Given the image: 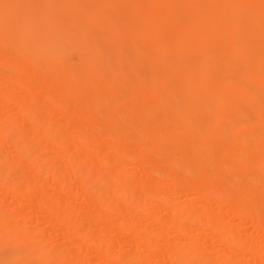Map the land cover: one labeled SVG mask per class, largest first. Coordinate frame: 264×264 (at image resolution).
Segmentation results:
<instances>
[{
    "label": "rangeland",
    "instance_id": "rangeland-1",
    "mask_svg": "<svg viewBox=\"0 0 264 264\" xmlns=\"http://www.w3.org/2000/svg\"><path fill=\"white\" fill-rule=\"evenodd\" d=\"M76 1L79 3V0H76ZM113 1H114V3H117L120 0H113ZM125 1L127 2L128 6H131V7L138 6L140 8L138 11V19H141L140 21H141L142 28L147 29V31H149L147 34L144 46L138 47L139 49L137 48V46H135L136 47L135 48L134 42H135L136 35L135 36L129 35L130 37H128L125 34V32L123 31L124 30L123 26H121L120 28L117 27L116 30L118 29L117 30L118 39L115 42H113L112 45L115 48L120 50V56H119V59L117 62L125 66V68H126V70H125L126 72H124L125 75L122 74V76H120V78L118 80L117 86L112 87L110 90H106V89L102 90V89H95V88H92L90 90L89 87H87V85H85L88 80L83 79V81L81 80L80 82L76 83V85L74 86L75 91H74V88H73V91H72V89L68 90V93H67L68 95H67V99H66L67 102H64L63 104L57 99L56 96L58 93L64 92L65 86H66L65 80L70 78L71 73L69 74V72H66V74H63L62 78L55 80L54 78L56 77L57 73L54 71H51V70L46 71V69H45L48 65V59L46 57L39 56L36 60H34V59H32L33 58V52L31 49L19 50V48H20L19 44L22 41L30 40L32 42V44L35 43L36 46L41 45L40 42L44 41L46 39H49L48 34L52 33V31L50 29L44 30L41 25H35V26L31 27L30 26L31 25L30 20L26 21L20 16L19 13H16V15L11 17V22H12L11 24L14 26V29L18 33V35L15 36L17 39L16 43L11 44L12 45L11 46L5 42H1L2 40L0 38V56H2V58H0V73H1L0 74V80H1L0 81V121H1L0 124L2 123L1 125L4 124V126H5L6 121H9L11 118H14V117H15L14 121L16 122V124L13 126L14 136L11 138H7V137L4 138L3 137L2 138L3 140L0 139V152L1 151L5 152V153L1 152L0 156H2V155L6 156L7 155L6 159H8V161H6L5 163L0 164V176H2V175L4 176L5 169H8L9 166L11 164H13L18 169V171L21 172L20 175L24 174V175H27L29 177L30 176H33V177L36 176L37 179L41 178L40 180L36 179L38 184L33 185V190H35L36 193L39 192L40 190L44 191L45 196L49 194V187L48 186L50 184V180L56 181V183H58L57 189H56V196L60 201V206H61L60 212L62 210L61 213H63L64 204L66 205V203L68 204L71 202V208L69 210L71 211V215H72V213L74 214L73 216H71L70 218H68L67 220H64V221L62 218H60L59 215H58L59 217H57L54 220L49 216V212H48L49 208L48 207L45 208V206H44L42 208H40V207L38 208L37 203L35 202V199L23 201V200H20L18 195H17V197L16 196H9V197L8 196L7 197L2 196L1 194H2V192H4V188L2 186H0V198H1L0 200L3 203L5 202L4 205H6V204L8 205V206H6V211H5L6 213L5 214H8L10 216H14L15 218H21L20 221L23 222V224H25L27 222L26 227L29 225L28 226L29 231H30L29 233H31L29 236H31V237L23 238L22 240H19V242L21 241V243H22V244L20 243L19 245H22V247L25 248V249L23 248L24 250H26V248H29V250L30 249L32 250V248L36 249L35 243H32L33 241H31V240L34 239V236H36L35 238H37V240H38V238L40 239V238H43V236H44L43 241H45L44 244L46 247L45 253H44V248H43L42 249L43 252L41 251V253L38 255V257L33 255L34 257L32 256L33 258H31V257L27 258L25 260V263L34 264L36 262H41V260H42V262H41L42 264L43 263L44 264H56V263L57 264H70L69 260H71V259H72L71 262H73L74 264H83V262H84V264H102V263L105 264V263H107L108 261L106 262L105 260H108V259L106 258L105 255L106 254L109 255L110 253L107 252L106 246H104V249H106V250L103 249V251H104V252L102 251L103 253L99 252L97 250L98 249V236L102 233L101 228H100L101 227L100 226L101 220L98 216L100 214L104 213V212H102L103 208H98V209L96 208L97 210H95V211L93 210L94 211L93 215L91 214L92 212H90V210H89L90 204H92V202L96 203L95 198L97 197V194L94 193L93 190H91L92 191L91 192L90 189H93V185L104 186L106 183V187L110 186V187H108V189L110 188L109 189L110 195L113 194L112 196H115V197H113V199H111L112 202L114 200L117 201V202H114V203H117L116 204L117 207H118V205L122 204L123 206L120 205L119 207H124V209L125 208L127 209V211L125 210L126 213L129 212V216L132 217L130 220L133 219V222H135V223L137 221V225L139 227L136 225V231L141 233L139 235L140 236L141 235L142 236L148 235L150 237H153L157 242L159 241L158 242L159 245L156 248H150L145 240H144V243H142L143 253H144L143 255H145V256H143L144 258H142V260L144 261L143 262L144 264H181L182 263V261H181L182 257L184 255L188 254L189 252H191L190 250H193V248H192L193 244L192 243L196 242V241L199 243L198 249H197L198 254H197V256L191 255V260L189 262L190 264H198V261L203 262V260H204V262H206L205 264H218L219 261H220L219 264H222L223 262H224L223 264H235L237 262L241 263V264H261L262 261H263L262 263L264 264V259H263L264 258V255H263L264 254V181H263L264 171H263V168L261 166L262 164L260 163V161H258L260 159V157L262 156V152L264 151V150H262V148L264 147V135H263L264 134V120L262 121V116L264 119V98L262 100H260V101H263L262 102L263 105L261 104L262 107L260 105H258V102L261 103L259 100L257 102L255 99H252L251 97H246V98L244 97V98H242L243 100L241 102L242 108L251 107V106H249V103H250V105H253L254 108L258 109V113L260 115L261 122L258 125L257 134L255 136H258V138L260 140L256 139L255 136L251 135L249 132V129L247 127L243 126L244 125L243 121L236 115V111H237L236 108L229 107L224 101H218L217 102L218 106L221 108H225L226 112H224V114L222 116L218 117L216 125L214 127L191 126L189 128V132H190L189 136L186 134L181 135L180 143L178 145L173 142V144L176 146L175 147L172 144V138H174L175 136L178 135L179 129L175 126H172V124H170L171 121L169 120V118L171 117L170 119L173 122L174 121L185 122V121H187V119H191L194 124H197V123L201 124L202 122H204L211 113L209 110L204 108L205 105L202 103H204L205 100L207 99L206 98V97H208L207 93L211 92L213 89V84L215 82V75H214V73H210V74L206 75V79L208 82V87H207L208 89L203 91V92L201 91V92H198V94H197L196 91H194V90H196L195 83L190 86L193 93L187 94V96L183 99V102L187 106L194 108L193 112L186 113V111H179V113H178L179 115H177L178 110L176 109L177 106L179 105L178 99H177V101L174 100L169 105H166V103L164 101V99H167L170 96L169 88L167 86H162L161 90L158 94H153L152 88H150V84H146L151 79V77H153L160 69H167L168 72H170V74H172V76H174V79L176 80L175 89L177 87V89L181 92L185 90V88L183 87L182 81L184 80L183 77L185 78L186 76H188L189 71L187 69H183V68L178 67V65L173 61V60H175V56L178 55V53L181 51V47H176V46L172 45L173 35L180 32L181 28H183V26L187 24V19L189 17L197 14V13H200L202 8H204V15H203L204 19H206L207 21L209 20V22L212 24V26L218 25L222 20H224V17L218 16L219 15L218 13L220 11V2L225 3L227 0H193L192 3L188 4V5H186V3H185L186 0H180L179 7H177L179 1L171 2L170 0H166V1L165 0L164 1L159 0V2H160L159 5L153 10L150 9L151 0H125ZM215 1H216V3H215ZM246 1H248V3L253 6V8H258V7L264 6V0H246ZM80 2L81 3H79V4L81 6L85 5L84 6L85 8H83V7L81 8L82 11H87L86 9H89L93 5H96L99 3H104L105 7H108L109 3H110V1H107V0H80ZM143 5H145L146 7H143ZM186 7H187V9H186ZM114 8L112 10L113 14H114V19H117L118 17H120V11H119V9H117V7H114ZM142 8H144V9H142ZM117 14L119 16H117ZM167 14L172 15L173 17L171 19L167 20L165 18V16ZM229 15L230 14L226 15L225 17L227 18ZM149 17H151V18H149ZM244 20L245 21L249 20L248 15L244 17ZM114 21L115 20L109 22V24H111V28L114 25ZM202 21H203V19H202ZM104 23H105V21H103L102 25H106ZM261 23L264 24V21H262ZM146 26H147V28H146ZM24 27L25 28L27 27L25 29V30H27V35L23 33ZM105 27L107 28L108 26H105ZM149 27L151 28V30ZM29 28H31V29H29ZM167 34L170 35L172 37V39H170L169 38L170 36H167ZM122 36H123V38H122ZM133 36H134V39H133ZM220 36L221 35H214L211 38V41L209 43L210 47H208L207 50H203L202 51L203 53H201L199 50L195 51L192 48H186V50L188 52L187 51H185V52L188 54V56H192V57H202L203 56V57H205L208 54V50L214 49L215 47H218L217 45H219L220 50H222V51L227 50V49H232L235 47L236 48H242V46L245 44L246 39H247L245 35L234 36L232 34H226L225 36H221L222 40L220 41V39H219ZM122 41H123V43H122ZM87 43H88V40H87ZM131 44H133V45H131ZM162 44H163V49H160ZM162 50H164V51H162ZM1 51L3 54L1 53ZM122 51H123V53H122ZM148 51H150L151 55L149 54ZM12 52H17V59H18V61L20 60L21 64L25 65V63H26L25 66H28V65L32 66V68L35 70L36 74H37V72L40 71V74L38 73L39 75H36L37 76L36 81H37L38 85H41V86L43 85L44 88L41 89V86H40V88H39L40 93H38L39 98L36 97L35 99H33V103L35 106H39V107H42L43 104H45V106L48 105L47 111L48 110L50 111V112L48 111L49 115H51L50 117L53 118V120L55 121L56 124H58V125H56V127L60 129L59 130L57 128H54V130H53V132H51V134H47L45 141L44 142L41 141V144L44 145V146H42V151H41L42 153L36 154L37 155V156L35 155L36 158H34L35 157L34 156L32 158L33 162L30 164L27 161H25L23 158L20 157V153L18 151V147H17L15 142L18 140H21V137L22 138L26 137V138L30 139L29 143L30 144L32 143L31 144L32 146L38 145V141H39L38 137L40 135V126L39 125L41 124V120L44 118L45 115H44V113L38 112V111L35 113L30 112L28 115L19 114L20 103L26 98L25 97L26 93H24V92H27V91L29 92V89H28V87H25V85L23 86V84H22L23 82L20 81V80H22V79H20L21 76L23 77L24 74L22 72L18 71L16 65L13 64L12 60H11L12 62L10 61L9 56ZM125 52L127 53V55H126L127 59L125 56V54H126ZM136 53L140 54V55L139 56L137 55L138 56L137 59L132 60L134 54H136ZM164 53H166V55ZM3 55H5L7 58ZM77 55H78V57H84V54L81 51L79 53H77ZM123 58H125V59L122 60ZM160 59H162V60H160ZM156 60H158V61H156ZM75 61H76V57L72 56V57L68 58V63H73V62L75 63ZM100 62H101V60H100ZM174 63H175V65H174ZM41 65H42V67H41ZM51 65L53 66V69H55L56 67L59 69H63L62 64H60L58 62L53 63ZM219 66H221V65L219 64ZM2 73H4V74H2ZM148 73L150 74L149 77L147 76ZM6 74H8V75H6ZM9 74H10V77H8ZM14 75L19 76L20 78L14 77ZM108 75H111V71L98 72L96 74H93L91 76L90 80H93L92 81L93 83L94 82L98 83V82L103 81ZM129 76H130L129 80L132 78L133 82L132 81L130 82L128 80L129 81V82H127L128 88L126 87L127 90H126V88H124V90H123L119 83L121 81H125L126 79H128ZM142 76H143V78H141ZM39 77H40V80L43 77L41 81L39 80ZM17 78H19V79L16 80ZM140 78L144 79V80L146 79L145 80V86L149 90L144 86V84H142V83H144V81L143 80H142L143 82L140 81L141 80ZM43 79H44V81H43ZM253 82L256 84H263L264 78L255 77V78H253ZM4 83H6V84H4ZM118 84H119V86H118ZM134 84H135V86H133ZM1 85L3 88L5 86V90H2L3 88L1 87ZM48 85H50V86H48ZM7 86H10L9 89L13 88L12 89L13 91L12 90L9 91ZM117 87L121 88L122 91H126L127 93H129V90H132L133 94L130 97L126 96L127 98H125V100L127 99V101H129V102L124 100V102H121V104H119V105H115V104H108V105L106 104L105 105V103H104L105 97H107L109 94L112 96H118V97L121 96L122 91L120 89V91L118 90L120 93H117L118 92L116 90V89H118ZM134 87H135V89H134ZM145 88L147 90H145ZM45 89H46V91H45ZM48 90L50 91V94H48L49 93ZM47 91H48V93H47ZM114 91H116V92H114ZM52 92L55 94L52 95ZM19 93H21V94L24 93V95L21 96ZM76 93H79V95ZM101 95H103L104 97ZM41 99L43 100L44 103L41 101ZM96 101H98L100 103V105H102V106H99V103H96ZM246 101H248V102H246ZM4 103H6V104H4ZM128 103H130V104H128ZM162 103H163V105H161ZM9 104H11V105H9ZM149 104L150 105H152V104L156 105L157 107L158 106L162 107V109H166L167 111L165 110L166 113L161 112V114L160 113L159 114H151V115L150 114H148V115L143 114L144 109L147 106H149ZM137 105H139V106H137ZM49 106H51V108ZM194 106L195 107L197 106V107L195 108ZM229 108H231V109H229ZM78 110L80 112H78ZM16 113H18V114H16ZM230 116H231V118H230ZM101 120L105 121L106 123L104 122L105 124L101 125L102 123L98 122V121L101 122ZM115 121L118 124L117 128L115 127V125H116ZM87 125H88L89 130H87V127L85 129V126H87ZM222 126L227 128V130H229L231 132V134L233 136L232 138L228 139V137L223 136V134L220 133ZM71 127L72 128L74 127V129H76V130L74 131V129H71ZM245 128L248 130H246ZM63 130H65V131H63ZM112 132H114V134H115L114 136H113ZM32 133H34V134H32ZM166 134H169L170 135L169 137H172L171 142H170V138H169V140H167ZM200 134H201V136H200ZM48 136H50V137L48 138ZM58 137L61 138L64 143L59 144V139H57ZM82 137H84V138H82ZM194 137L197 139L199 138L201 140H205V141L206 140H213L212 141L213 146L209 151V159L206 163L205 162L201 163L199 161L196 162V160L193 158V152H194L195 148L192 145L191 140ZM245 137L250 142L247 141V139H245ZM92 138H93V141H92ZM83 139H85V142L83 141ZM94 139L96 142H95V144L93 143V145H92V142H94ZM118 140H119V142L124 141L123 142V145H124L123 148L120 147V149H119L118 146L116 145V141L118 142ZM114 142H115L116 146L113 147ZM247 142H248V144H250V146L249 145L247 146ZM43 143H45V144H43ZM252 144L254 146L256 145L257 149H254V147H252L253 146ZM2 145H4V146H2ZM250 147H252V149H250ZM258 147L261 148V152H259ZM97 148H101V149H97ZM135 148H137V149H135ZM226 148L229 149L228 153H227V151L224 152V150ZM236 148H238L239 150H241L243 152L245 151L247 153L246 154L247 157L245 160L243 159V162H242V160L241 161L239 160V163H237L238 160L232 161L231 151L234 152ZM65 150H67V155L69 154L70 157L64 155V153H66ZM172 150H174L175 153ZM176 150H177V153H176ZM181 151H183V153H181ZM167 152H168V154L169 153L170 154L168 155ZM112 153H114L115 156ZM171 153L175 154V155L178 154L179 156L176 155L177 156L176 157L174 155L175 156L174 157L173 155H171ZM180 153L182 155H180ZM14 154H17V155L15 156ZM46 154L48 155V157L50 156L49 159L46 158L47 157ZM151 155H153V156H151ZM168 156H169V158H168ZM171 156H173V157H171ZM12 157H13V159H11ZM85 157L88 159L90 164L87 161V159H85ZM114 157L116 158L117 161L115 160ZM250 157H252V158H250ZM52 158H54V159H52ZM74 158H76V160H77L75 162V164H73L75 161ZM80 159L81 160L85 159V161H87L90 169L92 170V173L89 177L90 179L88 177L85 178L82 175V173H80L77 170L79 168V166L77 165L78 160H80ZM138 159H142V161L139 160L140 162H138ZM250 159L252 161L248 167V164L246 165V162H247L246 160H250ZM38 160H41V161H38ZM54 160H55V162L57 161V163L54 162L56 164L57 170L53 169L56 171V174L54 173L55 171H52L50 174V177L48 178L47 176H49V175L47 173V168L52 165V162ZM112 161H113V163H112ZM127 161H128V163H127ZM12 162H16V163L14 164ZM25 162H27V163H25ZM105 162H106V164H105ZM17 163H20V164H17ZM25 164H26V166H25ZM45 165H47V166H45ZM233 165L235 168L233 167ZM100 166H102V167H100ZM254 166H256V167H254ZM71 168H72V171H71ZM230 168H232V169H230ZM17 169H16V172H18ZM59 169H60V171H58ZM69 171H70V173L72 172V174H73V175L71 174L72 179H70V180L68 179L67 181H64L63 179H61L63 176H67L65 174L70 175ZM112 171H113V173H111ZM130 171L132 173L134 172L133 173L134 175L133 174L131 175L132 177L129 176L130 185H131V183L132 184L137 183V186H135L136 191L134 190V193L132 195H130V194L126 195L125 193L124 194L118 193L114 189V188L118 187L117 185H114L113 183L108 184L109 181H112L111 178H113V180L118 178V180L121 181L120 177H122L123 174H128ZM138 171H140V172H138ZM185 171H187V172H185ZM59 172H61V173H59ZM95 172L98 174H94ZM118 172H122V173L119 174ZM30 173H32V174H30ZM45 173L47 174L46 176H45ZM77 173H79V175ZM100 173L102 175L99 176ZM116 173H118L120 175V177H119V175H117V178H116ZM154 173H156L157 175H155ZM14 174H17V173H14ZM41 174H43L44 177ZM54 174H55V177H54ZM59 175H61V176H59ZM80 175L82 177H80ZM156 179H157V181H156ZM206 179H209L208 180L209 183L206 182L207 181ZM118 180H114L115 183L119 182ZM47 181L49 184L47 183ZM158 181H160V182H158ZM210 181H212V182L210 183ZM253 181H255V182L253 183ZM27 182L28 181L22 180V182L19 183V187L20 188L23 187V189L28 188L29 186H28ZM261 182H262V184H261ZM64 184H65V186H64ZM117 184L120 185V182ZM139 184H141V185H139ZM205 184L207 187L205 186ZM250 184H253V185H251L253 187V189L250 186ZM58 185L60 186V188H58L59 187ZM45 186H46V188H45ZM201 186L203 189L201 188ZM155 187H158L162 190H160V192L156 191L157 192V194H156V192L155 193L152 192V189L153 188L155 189ZM206 188H208V190ZM250 188L252 189L253 193H252ZM131 189H134V188H131ZM204 190L207 193L206 194V201L204 199L202 200V198H199L200 197L199 194L203 193ZM221 190H223V192ZM224 190H227V192ZM230 191H231V193H230ZM60 193H61V195H60ZM75 193H76L77 197H76ZM219 193L222 195L227 193V197L229 196V194H231V196L228 197V199L223 198V200L218 202L216 197H218ZM118 194L119 195L122 194V195L119 196ZM210 194L212 196H210ZM83 196H85V197H83ZM141 196L143 198H141ZM213 196H214V198H213ZM71 197H73V198H71ZM78 197H80V198H78ZM191 197H194V201L192 203L193 205L186 206L187 199H189ZM4 199H5V201H4ZM69 199H71V200H69ZM86 199L88 202L86 201ZM141 199L142 200L146 199V201L148 200L147 201L148 203L150 202L149 204L151 205V212L152 213L144 210V208H138L137 204H139ZM238 200L241 202H239ZM237 201L240 203L239 205L242 204L240 206V207L243 206L241 209H243V208L246 209L243 211L240 209V207H238L240 212L243 211V213H241V214H236L237 210L235 208H237V206H239V205H237L238 204ZM155 202H156V204H155ZM261 202H263V203H261ZM74 203H75V205H74ZM103 204L104 203H102V205ZM18 207L19 208L21 207V208L19 209ZM22 207L23 208L25 207L24 210ZM36 207L38 209H41V210L36 209ZM136 207H137V209L135 210ZM196 207H198V208H196ZM199 207L202 210L204 209V211H208L209 214H211L213 216L208 215L209 220L207 218V221L202 220L201 222H199V220L195 219L194 217H191V219H190L188 217L189 213L191 211H193V212L197 211L199 209ZM216 207H218V208H216ZM25 209H27V210H25ZM216 209H217L218 213L216 212ZM22 210L24 212H22ZM76 210H78V212H76ZM257 210H258V213H257ZM43 211H44V213H43ZM252 211H256L258 216L256 214L252 215ZM25 212L28 213V216ZM216 213H217V215H216ZM23 214L25 217H21ZM109 214H110V216H112L111 218H113L115 222H121L125 219L124 214L118 213L117 211H110ZM134 214H135V216H134ZM151 214L152 215L154 214V215L152 216ZM76 215H78V216H76ZM218 215H220V216L225 215V217H228V219H232V218L236 219V220H233V222H232L234 224L233 227L237 228V229L235 228V232L237 233V235L242 234L241 235L242 239H245L246 236H247L246 240L251 239V241H253L255 243L256 247H258V248L255 247V249L257 250V251L255 250V252H256V254L257 253L258 254L256 255L254 252L244 250L239 245H234L231 243H229V245H228V243L222 242L221 238L223 239V236H224L223 232H218V231L212 230V228H210L211 225L214 224L215 220L218 219ZM89 216H93L94 220L90 221L88 219ZM216 216H217V218H216ZM82 217L86 220H84ZM50 218L52 221H49ZM76 218H80L84 222L82 221L80 228L75 229V231L77 230L78 232L76 231V233H75L72 231L75 234H73L72 232H71L72 234L67 233L66 228L68 226V223L71 220H74ZM23 219H24V221H23ZM61 219H62V221H61ZM87 220H89V221H87ZM54 221H55V224L52 223ZM57 221H59L58 224H56ZM138 221H140V222H138ZM174 221H176V222H174ZM242 221H244V222H242ZM240 222H241V224H240ZM32 225H37V226L33 227ZM241 225H243V226H241ZM179 226H181V227L183 226L184 230H182V229L178 230ZM190 226H192V227H190ZM33 228L35 229V231ZM99 229H100L101 233L99 232ZM187 229H188V231H185ZM152 230H153V232H152ZM160 230L162 232H159ZM43 231H45V232H43ZM156 231H158V232H156ZM86 232L90 233L89 234L90 237H87V240H85V238H84V234ZM105 232H106L105 233L106 244H110L114 249L116 248V250H111V251L115 252V254H116V252L121 253L122 250H124L125 253H123V254L125 256V255H128V254L135 252L138 249V245L134 241H132L134 239V237L136 236V234L138 235V233L135 232V229L134 230L128 229V231L125 230V232L122 231L121 232L122 234L119 233V235H118V234H114L115 233L114 229L110 227ZM183 232H185V233H183ZM205 233H207V234H205ZM238 233H240V234H238ZM76 234H77V237H76ZM65 235L68 238H66ZM78 235L81 237L82 244L79 243L78 246L77 245L75 246L73 243L69 244V243H71V241L74 242L77 238H79ZM216 235H218V236H216ZM112 236L113 237L115 236V237L112 238ZM75 237H76V239H74ZM66 239H67V241H66ZM114 239H115V241H114ZM126 239L127 240L129 239L128 242ZM256 242H258V243H256ZM10 243L12 245L15 242L14 243L10 242ZM171 243H172V246H171ZM257 244H260V245H257ZM7 245H8V243L4 242L2 249L5 248V246H7ZM66 245L69 246L70 249ZM96 245H97V248H96ZM8 246H9V249L13 247V246H10V244ZM59 247L60 248L63 247L65 249V251L67 250L66 252H68V253L70 252L71 255L68 253L66 254V252L64 251L63 248H62L63 253H61L62 250L59 249ZM93 247H95L96 249ZM146 247L148 249H146ZM120 248H122V249H120ZM226 248L229 250H227ZM7 249H8V247H7ZM94 249H95V251H94ZM4 250H6V249H4ZM169 250H171V251H169ZM207 251L209 252V254ZM113 252H111L110 255H112ZM201 252H203L204 255ZM229 252L232 253V256L226 257L227 254H229ZM237 252H238V254H236ZM119 253H117V254H119ZM205 253L208 256L205 255ZM233 253H234V255H238V256H242V257H238V256L233 257ZM65 254L70 255V256L73 255V256H72V258L69 256L70 259H67V256ZM153 254H155V256ZM199 254H200V256H199ZM223 254L226 255L225 257L227 259L224 258ZM97 255H99L100 257ZM110 255L108 258L111 257V259H110L111 262H109L108 264H115V263L116 264L117 263L122 264V262L124 263V260H123L124 257L121 256L123 259L120 257V259L117 262L118 258L116 259V256L113 257L114 254H113V256H110ZM40 256L42 258H40ZM48 256H50L51 258H49ZM102 256L105 257V258L103 257V260H102ZM201 256L204 257V259H202ZM252 256H253L254 260L251 259ZM258 256L260 257L261 262L255 261L254 257H258ZM91 257H94V258H91ZM76 258L78 259V261H75ZM99 258H101V259H99ZM88 259H89V261H88ZM174 259H176V260H174ZM208 259H209V261H208ZM51 260L54 262L50 263ZM90 260L92 261L91 263H90ZM101 260H102V262H101ZM20 261H22V260H20ZM86 262H89V263H86ZM113 262H115V263H113ZM175 262H177V263H175ZM242 262H244V263H242ZM202 264H204V263H202Z\"/></svg>",
    "mask_w": 264,
    "mask_h": 264
},
{
    "label": "bare ground",
    "instance_id": "bare-ground-1",
    "mask_svg": "<svg viewBox=\"0 0 264 264\" xmlns=\"http://www.w3.org/2000/svg\"><path fill=\"white\" fill-rule=\"evenodd\" d=\"M110 1L109 6L105 7L104 3H99L96 5H93L92 7H90L89 9H86L87 11H82L81 8H85L83 6H81L76 0H0V38H1V42H5L8 45L11 44H15L17 39L15 36L18 35L17 31L14 29V26L11 24V17L16 15V13H19L20 16L24 19V20H30V26L33 27L35 25H41L42 28L44 30L46 29H50L52 31V33L48 34L49 35V39H46L44 41H41L40 44L36 46L35 43L32 44V42L30 40L27 41H22L19 46V50L22 49H31L33 52V58L34 60H36L39 56H43L46 57L48 59V65L45 68L46 71H54L56 72V77L54 78L55 80H58L60 78H62L63 74H66V72H69L70 78L65 80L66 82V86H65V90L63 93H58L57 94V99L63 104L64 102H67V93L68 90L72 89L74 86L76 85L77 82H80L81 80L83 81V79L88 80L86 82L85 85H87V87H89V89L91 90L92 88L95 89H106V90H110L112 87L117 86L118 80L120 78V76H122V74H124V72H126V68L124 65L118 63V59L120 56V50L115 48L112 44L113 42H115L118 39V32L116 30L117 27H124V32L125 34L130 37L129 35H136L135 38V46L141 47L144 46L147 34L149 31H147V29L142 28L141 25V19H138V11H139V7L135 6V7H131L128 6L127 2L125 0H120L117 3H114L113 0H107ZM164 1V0H163ZM166 1V0H165ZM171 2H178V6L179 7V3L180 0H170ZM193 0H186L185 3L186 5L191 4ZM83 2V1H82ZM87 3V2H86ZM85 3V4H86ZM159 0H151L150 2V9L153 10L155 9L158 5H159ZM216 3V1H215ZM83 4V3H82ZM89 4V3H88ZM147 5V4H146ZM141 6V5H140ZM88 7V6H87ZM117 7V9H119L120 11V17H118L117 19H114V14H113V8ZM143 7H146L145 5H143ZM219 7V6H218ZM115 9V8H114ZM144 9V8H142ZM187 9V7H186ZM218 10V9H217ZM159 12V11H158ZM219 17H224V20H222L218 25H213L209 22V20L207 21L206 19H204L203 15H204V8L201 9L200 13H197L191 17H189L187 19V24L183 26V28H181V31L174 34L173 35V42L172 45L176 46V47H181V51L178 53V55L175 56V60H173L178 67L183 68V69H187L189 71L188 76H186L185 78L183 77V87L185 88L184 91H179L175 86H176V80L174 79V76H172V74H170V72H168L167 69H160L153 77H151V79L146 83V84H150V88H152V92L153 94H158L161 90L162 86H167L169 88V92H170V96L167 99H164L166 105H169L171 102H173L174 100L177 101V99L179 100V105L177 106V115H179V111H186V113H190L193 112L192 107L187 106L184 102L183 99L187 96V94H191L193 93L192 89L190 88V86L192 84L195 83L196 85V93L198 94V92H203L205 90H207L208 88V82L206 79V75L210 74V73H214L215 75V82L213 84V89L211 92L207 93L206 97L207 99L205 100L204 104L205 105V109L210 111V115L207 117V119L202 122L201 124L197 123L194 124L192 122L191 119H187V121L185 122H177V121H172L170 118L169 120L171 121L170 124H172V126L177 127L179 130V133L177 136H175L174 138L169 137V134L167 135V140H169L170 138V142H171V138H172V144L173 142L176 143L177 145L180 143V139H181V135L186 134L189 136L190 132H189V128L191 126H206V127H214L216 125V122L218 120L219 116H222L224 114V112H226L225 108H221L218 106L217 102L218 101H224L229 107H234L236 108V115L243 121L244 123V127H247L249 129V132L251 135L255 136L257 134V128L258 125L261 122L260 119V115L258 113V109L254 108L253 105L249 106L251 107H247V108H242L241 106V102H242V98H246V97H251L252 99H255L257 102L258 100H262L264 98V83L263 84H256L253 82V78L255 77H262L264 78V24H262L261 22L264 21V6L262 7H258V8H253L252 5H250L248 3V1L246 0H227L225 3H221L220 2V11L218 13ZM230 14L227 18L225 17L226 15ZM33 15V16H32ZM248 15V21L244 20V17ZM116 16V15H115ZM117 16H119L117 14ZM173 16L167 14L165 16V18L171 19ZM151 18V17H149ZM14 19V18H13ZM16 19V18H15ZM203 19V21H202ZM114 21V25L111 28V24H109V22ZM174 20V19H173ZM103 21H105L104 24L106 25H102ZM176 21V20H175ZM101 23V24H100ZM40 26V27H41ZM105 26H108L107 28ZM27 28V27H26ZM25 27L23 28V33L27 35V30ZM114 28V29H113ZM147 28V26H146ZM150 28V27H149ZM31 29V28H29ZM180 29V28H179ZM151 30V28H150ZM159 31V30H158ZM120 32V31H119ZM160 32V31H159ZM151 34V33H150ZM226 34H232L234 36H239V35H245L246 36V42L245 44L242 46V48H232V49H227V50H220L219 45H217L218 47H215L214 49H210L208 50V54L205 57H192V56H188V54L185 52L187 51L186 48H192L195 51L199 50L201 53H203V50H207L209 46V43L211 41V38L214 35H221V36H225ZM121 36V35H120ZM133 36V39H134ZM167 36H170L167 34ZM220 36V41L222 40ZM123 38V36H122ZM170 39H172V37H169ZM235 39V38H234ZM88 40V43H87ZM123 40V39H122ZM128 40V39H127ZM119 41V40H118ZM133 42V41H132ZM123 43V41H122ZM127 43V42H126ZM155 43V42H154ZM222 43V42H221ZM2 44V43H1ZM127 45V44H126ZM133 45V44H131ZM12 46V45H11ZM45 46V47H44ZM191 46V47H190ZM162 47V48H161ZM160 47V49H163V44ZM239 47V46H238ZM136 48V47H135ZM139 49V48H138ZM144 49V48H143ZM126 50V49H125ZM189 50V49H188ZM82 52L84 54V57H78L77 53ZM147 51V50H146ZM164 51V50H162ZM29 52V51H28ZM149 54L151 55L150 51H148ZM188 52V51H187ZM2 53V51H1ZM123 53V51H122ZM126 53V52H125ZM206 53V52H205ZM3 54V53H2ZM166 55V53H164ZM127 55V53L125 54V56ZM130 55V54H129ZM140 54H134L132 60H135L138 58V56ZM5 56V55H3ZM31 56V55H30ZM76 57V61L75 63H68V58L69 57ZM162 56V55H161ZM198 56V55H197ZM6 57V56H5ZM153 57V56H152ZM0 58H2V56H0ZM7 58V57H6ZM5 58V59H6ZM10 61H13V64L16 65L18 71L22 72L24 74V76L21 78L19 76H15L14 77H19L20 81H22L23 86L25 85V87H28L29 92H24L26 93V98L20 103V109H19V114L21 115H28L30 112L35 113V112H42L44 113V118L41 120V124L40 126V135H39V141H38V145L32 146L29 143L28 138L26 137H21V140L16 141V145L18 147V151L20 153V157L23 158L25 161H27L29 164L33 162L32 158L36 155V154H40L42 153V145L41 141H45L47 134H51V132H53L54 128H57L55 121L53 120V118H51L47 111V106H45V104L42 105V107L39 106H35L33 103V99H35L36 97L39 98V94L40 93V86L37 84V76L40 74V71L35 72V70L32 68V66L28 65L25 66L24 64H21L20 60L18 61L17 59V52H12L9 56ZM20 59V58H19ZM125 58H123L122 60H124ZM127 59V56H126ZM154 59V58H153ZM101 60V62H100ZM155 60V59H154ZM162 60V59H160ZM3 61V60H2ZM11 61V62H12ZM158 61V60H156ZM60 63L62 64V68L63 69H59V68H55L53 69V66L51 64L53 63ZM129 62V61H128ZM170 62V61H169ZM174 63V65H175ZM129 64V63H128ZM219 64L221 66H219ZM133 66V65H132ZM164 66V65H163ZM42 67V65H41ZM169 67V66H168ZM149 68V67H148ZM43 69V68H42ZM156 70V69H155ZM172 70V69H171ZM105 71H111V75H108L103 81L101 82H92L93 80L91 79V76L93 74H96L98 72H105ZM134 71V70H133ZM150 71V70H149ZM5 73V72H4ZM2 73V74H4ZM39 73V74H38ZM108 73V72H107ZM137 73V72H136ZM1 74V73H0ZM11 74V73H10ZM10 74L8 77H10ZM43 74V73H42ZM129 74V73H128ZM127 74V75H128ZM8 75V74H6ZM125 75V74H124ZM132 75V74H131ZM130 75V76H131ZM138 75V74H137ZM142 75V74H141ZM146 75V74H145ZM149 73H148V77H149ZM12 76V75H11ZM130 76L128 77V79H126L125 81H121L119 84L121 85V88L124 90V88L127 87V82H131L133 79L130 78ZM133 76V75H132ZM53 77V76H52ZM134 77V76H133ZM140 77V76H139ZM13 78V77H12ZM19 78H17L16 80H18ZM43 78V77H42ZM41 78V80H42ZM48 78V77H47ZM143 78V76L141 77ZM140 78V79H141ZM137 79V78H136ZM40 80V77H39ZM40 80V81H41ZM129 80V81H128ZM144 83H142L143 81ZM146 80V79H145ZM145 80L141 79L140 81H142L141 83L144 84L145 86ZM1 81V80H0ZM44 81V79H43ZM42 81V82H43ZM61 81V80H60ZM138 81V80H137ZM133 82V81H132ZM41 83V82H40ZM39 83V84H40ZM6 84V83H4ZM3 84V85H4ZM84 84V83H83ZM118 84V86H119ZM133 84V83H132ZM131 84V85H132ZM82 85V84H81ZM11 86V85H10ZM10 86H7L8 90H12L9 89ZM50 86V85H48ZM135 86V84L133 85ZM2 87V85H1ZM12 87V86H11ZM132 87V86H131ZM146 87V86H145ZM3 88V87H2ZM6 88V89H7ZM44 88L43 85L41 86V89ZM118 88V87H117ZM121 88L116 89L117 91ZM128 88V87H127ZM126 88V90H127ZM147 88V87H146ZM145 88V90H147ZM18 89V88H17ZM27 89V90H28ZM48 89V88H47ZM121 89V91H122ZM135 89V87H134ZM2 90H5V86ZM149 90V89H148ZM13 91V90H12ZM16 91V90H15ZM46 91V89H45ZM49 91V90H48ZM47 91V93H48ZM75 91V88H74ZM101 91V90H100ZM117 93H120V92ZM57 92V91H56ZM102 92V91H101ZM116 92V91H114ZM24 93H19L21 96L24 95ZM195 93V94H196ZM50 94V91L49 93ZM55 94L52 92V95ZM79 95V93H76ZM123 94V95H122ZM121 96H112V95H106L107 97H105V105L107 104H115V105H119L121 104V102H124L125 98H127L126 96L130 97L133 93L132 90H129V93H127L126 91H122ZM144 94V93H143ZM149 94V93H148ZM169 94V93H168ZM145 95V94H144ZM103 96V95H101ZM149 96V95H148ZM195 96V95H194ZM41 97V96H40ZM55 97V98H56ZM104 97V96H103ZM16 98V97H15ZM51 99V98H50ZM159 99V98H158ZM197 99V98H196ZM37 100V99H36ZM102 100V99H101ZM137 100V99H136ZM41 101L43 102V100L41 99ZM40 101V102H41ZM49 101V100H48ZM52 101V100H51ZM127 101V99L125 100ZM129 102V101H127ZM163 102V101H162ZM248 102V101H246ZM261 103L258 102V105L261 106L263 101H260ZM44 103V102H43ZM46 103V102H45ZM96 103H99L98 101H96ZM102 103V102H101ZM244 103V102H243ZM6 104V103H4ZM40 104V103H39ZM71 104V103H70ZM130 104V103H128ZM177 104V103H176ZM11 105V104H9ZM41 105V104H40ZM98 105V104H97ZM163 105V103L161 104ZM263 105V104H262ZM17 106V105H16ZM64 106V105H63ZM73 106V105H72ZM99 106L100 105L99 103ZM139 106V105H137ZM51 108V106H49ZM171 107V106H170ZM195 107V106H194ZM197 107V106H196ZM195 107V108H196ZM259 107V106H258ZM262 107V106H261ZM130 108V107H129ZM164 108V107H163ZM175 108V107H174ZM229 108V109H231ZM175 109V110H176ZM166 109H162V107H157L156 105H150L147 106L144 109L143 114H161V112H165ZM176 110V111H177ZM50 112V111H49ZM54 112V111H53ZM78 112H80L78 110ZM18 114V113H16ZM63 114V113H62ZM163 114V113H162ZM18 116V115H17ZM161 116V115H160ZM170 116V115H169ZM184 116V115H183ZM39 117V116H38ZM72 117V116H71ZM15 118V117H14ZM14 118H11L9 121H6V125L4 126L0 124V139H2L3 137H7V138H11L14 136V128L13 126L16 124V122L14 121ZM88 118V117H87ZM231 118V116H230ZM76 119V118H75ZM94 119V118H93ZM185 119V118H184ZM227 119V118H226ZM68 120V119H67ZM263 116H262V121H263ZM26 121V120H25ZM1 122V121H0ZM22 122V121H21ZM77 122V121H76ZM99 123H102L101 125L105 124L106 122L101 120L98 121ZM105 122V123H104ZM119 122V121H118ZM36 123V122H35ZM116 123V121H115ZM65 124V123H64ZM85 125V124H84ZM117 123L115 125V127L117 128ZM234 125V124H233ZM246 125V126H245ZM29 126V125H28ZM225 126V125H224ZM68 127V126H67ZM87 127L88 129V125L85 126V129ZM91 128V127H90ZM59 129V128H57ZM71 129H74V127ZM82 129V128H81ZM198 129V128H197ZM246 129V128H245ZM246 129V130H248ZM60 130V129H59ZM70 130V129H69ZM76 129H74L75 131ZM65 131V130H63ZM73 131V132H74ZM81 131V130H80ZM83 131V130H82ZM200 131V130H199ZM21 132V131H20ZM202 132V131H201ZM86 133V132H85ZM84 133V134H85ZM113 136L115 135L114 132ZM199 133V132H198ZM221 134H223V136H226L229 138H232V134L229 130H227V128L222 126V129L220 131ZM34 134V133H32ZM54 134V133H53ZM63 134V133H62ZM96 134V133H95ZM111 134V133H110ZM36 135V134H35ZM98 135V134H97ZM264 135V134H263ZM32 136V135H31ZM82 136V135H81ZM201 136V134H200ZM243 136V135H242ZM50 136H48L49 138ZM70 137V136H69ZM103 137V136H102ZM101 137V138H102ZM244 137V136H243ZM20 138V137H19ZM18 138V139H19ZM54 138V137H53ZM84 138V137H82ZM165 138V139H166ZM256 139H259L258 136H255ZM254 138V139H255ZM59 139V144L64 143L63 140L61 138H57ZM69 139V138H68ZM104 139V138H103ZM225 139V138H224ZM227 139V138H226ZM242 139V138H241ZM245 139H247L245 137ZM3 140V139H2ZM99 140V139H98ZM101 140V139H100ZM121 140V139H120ZM243 140V139H242ZM260 140V139H259ZM11 141V140H10ZM9 141V142H10ZM83 141L85 142V139H83ZM93 141V138H92ZM123 141V140H122ZM213 140H201V139H197V138H192L191 143L194 146L195 150L193 152V158L199 162H207L209 159V151L212 148L213 144H212ZM247 141H249L247 139ZM2 142V141H1ZM8 142V141H7ZM68 142V141H67ZM95 139L94 142H92L95 144ZM124 142V141H123ZM123 142H118L116 141V145L118 146V148L120 149L124 147ZM169 142V143H170ZM250 142V141H249ZM254 143V142H253ZM45 144V143H43ZM55 144V143H54ZM69 144V143H68ZM72 144V143H71ZM6 145V144H5ZM70 145V144H69ZM79 145V144H78ZM115 142H114V146ZM174 145V144H173ZM250 146V144H248L247 142V146ZM253 145V144H252ZM4 146V145H2ZM13 146V145H12ZM175 146V145H174ZM9 147V146H8ZM11 147V146H10ZM176 147V146H175ZM216 147V146H215ZM254 147V149L256 148V145L252 146ZM252 147H250V149H252ZM45 148V147H44ZM52 148V147H51ZM54 148V147H53ZM128 148V147H127ZM171 148V147H170ZM169 148V149H170ZM179 148V147H178ZM259 148V147H258ZM58 149V148H57ZM69 149V148H68ZM97 149H101V148H97ZM137 149V148H135ZM174 149V148H173ZM227 149V150H226ZM224 150V152L227 151V153L229 152L228 148H226ZM81 150V149H80ZM94 150V149H93ZM178 150V149H177ZM176 150V153H177ZM262 150H264V147L262 148ZM66 153H64V155L69 156V154L67 155V150H65ZM71 151V150H70ZM83 151V150H82ZM174 151V150H172ZM179 151V150H178ZM2 152V151H1ZM0 152V154H1ZM59 152V151H58ZM80 152V151H79ZM112 152V151H111ZM169 152V151H168ZM167 152V154H168ZM258 152V151H257ZM259 152H261V148H259ZM258 152V153H259ZM5 153V152H2ZM69 153V152H68ZM83 153V152H82ZM107 153V152H106ZM175 153V151H174ZM179 153V152H178ZM181 153H183V151H181ZM180 153V155H182ZM222 153V152H221ZM232 153V161H237V163H239V160L243 162V159H246V152L239 150L238 148L235 149V151H231ZM44 154V153H43ZM63 154V153H62ZM114 155V153H112ZM170 154V153H169ZM168 154V155H169ZM226 154V153H225ZM224 154V155H225ZM6 155V154H5ZM15 156L17 154H14ZM47 155V154H46ZM50 155V154H49ZM171 155H175L172 154ZM178 155V154H176ZM175 155V156H176ZM229 155V154H228ZM261 155V154H260ZM7 156V155H6ZM6 156H0V164L5 163L6 161H8V159H6ZM37 156V155H36ZM36 156L34 158H36ZM85 156V155H84ZM91 156V155H90ZM102 156V155H101ZM115 156V155H114ZM153 156V155H151ZM171 156V157H173ZM174 156V157H175ZM179 156V155H178ZM9 157V156H8ZM19 157V158H20ZM45 157V156H44ZM50 157V156H49ZM48 155L46 158H48ZM52 157V156H51ZM70 157V156H69ZM177 157V156H176ZM192 157V156H191ZM77 158V157H76ZM75 159L74 163L77 161ZM115 158V157H114ZM140 158V157H139ZM144 158V157H143ZM169 158V156H168ZM252 158V157H250ZM13 159V157L11 158ZM22 159V160H23ZM45 159V158H44ZM54 159V158H52ZM65 159V158H64ZM73 159V160H74ZM85 159H87L85 157ZM85 159H80L78 160V166L79 168L77 169L80 173H82V175L86 178V177H90L92 170L90 169L87 161H85ZM131 159V158H130ZM173 159V158H172ZM193 159V160H194ZM15 160V159H14ZM13 160V161H14ZM62 160V159H61ZM116 160V158H115ZM114 160V161H115ZM139 160L142 161V159H138V162H140ZM21 161V160H20ZM41 161V160H38ZM48 161V160H47ZM117 161V160H116ZM246 165L251 164V159L250 160H246ZM260 161V163L262 164V168L264 171V151L262 152V156L260 157V159L258 160ZM19 162V161H18ZM22 162V161H21ZM25 162V163H27ZM45 162V161H44ZM52 162V161H51ZM55 160L52 162V165L50 167L47 168V173L49 176H47L48 178L50 177V174L52 171L57 170L56 169V164L57 161L55 162ZM89 162V161H88ZM12 163H16V162H12ZM46 163V162H45ZM113 163V161H112ZM128 163V161H127ZM156 163V162H155ZM20 164V163H17ZM22 164V163H21ZM90 164V162H89ZM106 164V162H105ZM162 165V164H161ZM20 166V165H19ZM26 166V164H25ZM47 166V165H45ZM104 166V165H103ZM106 166V165H105ZM123 166V165H122ZM125 166V165H124ZM238 166V165H237ZM23 167V166H22ZM28 167V166H27ZM102 167V166H100ZM99 167V168H100ZM108 167V166H107ZM134 167V166H133ZM189 167V166H188ZM226 167V166H225ZM228 167V166H227ZM234 167V165H233ZM256 167V166H254ZM253 167V168H254ZM34 168V167H33ZM131 168V167H130ZM135 168V167H134ZM229 168V167H228ZM235 168V167H234ZM16 167L15 165L11 164L9 166L8 169H5V173L4 176H0V186H2L4 188V192H2V196L5 197H9V196H19L20 200H30V199H35V202L37 203V207L42 208L45 206L49 208L48 212H49V216L52 219H56L57 217L60 216V218L64 220H67L68 218H70L71 216H73L74 214L72 213L71 215V211L69 210L71 208V202L70 203H66V205L64 204L63 208L64 211L63 213L62 210L60 212V201L56 196V189H57V184L56 181H51L50 180V184H49V194L48 195H44V191H39V192H35V190H33V185L34 184H38L36 179V176H27L24 174H21V172L17 171L16 172ZM55 169V170H53ZM101 169V168H100ZM232 169V168H230ZM248 169V168H247ZM7 170V171H6ZM42 170V169H41ZM103 170V169H102ZM107 170V169H106ZM119 170V169H118ZM124 170V169H123ZM138 170V169H137ZM229 170V169H228ZM262 170V169H261ZM27 171V170H26ZM29 171V170H28ZM44 171V170H43ZM60 171V169L58 170ZM72 171V168H71ZM104 171V170H103ZM108 171V170H107ZM126 171V170H125ZM135 171V170H134ZM249 171V170H248ZM41 172V171H40ZM46 172V171H45ZM137 172V171H136ZM140 172V171H138ZM187 172V171H185ZM198 172V171H197ZM3 173V172H2ZM17 173V174H14ZM19 173V174H18ZM42 173V172H41ZM56 174V171L54 172ZM61 173V172H59ZM70 173V171H69ZM104 173V172H103ZM113 173V171L111 172ZM119 174L122 172H118ZM118 173H116V178L117 175H119ZM128 173V172H127ZM134 173V172H133ZM131 171L128 174H123L122 177H120L121 181L117 179L114 180H118L120 182V185L117 184L119 182H116L112 179V181H109L108 184H114L117 185L118 187L114 188L116 192L118 193H125L126 195L130 194L132 195L134 193L135 190V186H137V183H131L130 185V179L129 176H131L133 174ZM145 173V172H144ZM170 173V172H169ZM190 173V172H189ZM199 173V172H198ZM197 173V174H198ZM32 174V173H30ZM38 174V173H37ZM44 174V173H43ZM41 174L43 177L44 175ZM54 174V177H55ZM64 174V173H63ZM62 174V175H63ZM72 172L70 173V175L65 174L67 176H63L61 179H63L64 181H67L68 179H72ZM79 175V173H77ZM94 174H98V173H94ZM155 175H157L156 173H154ZM264 174V173H263ZM47 174L45 173V176ZM102 175L101 173L99 174V176ZM134 175V174H133ZM145 175V174H144ZM41 176V177H42ZM61 176V175H59ZM58 176V177H59ZM32 177V178H31ZM80 177H82L80 175ZM132 177V176H131ZM130 177V178H131ZM156 177V176H155ZM233 177V176H232ZM57 178V177H56ZM60 178V177H59ZM250 178V177H249ZM259 178V177H258ZM41 178H38L37 180H40ZM51 179V178H50ZM78 179V178H77ZM90 179V178H89ZM96 179V178H95ZM99 179V178H98ZM110 179V180H111ZM260 179V178H259ZM22 180L28 181V188L23 189L19 187V183L22 182ZM49 180V179H48ZM79 180V179H78ZM107 180V179H106ZM185 180V179H184ZM208 182L209 179H206ZM61 181V180H60ZM80 181V180H79ZM92 181V180H91ZM96 181V180H95ZM157 181V179H156ZM257 181V180H256ZM261 181V180H260ZM264 181V179H263ZM107 182V181H106ZM111 182V183H110ZM136 182V181H135ZM160 182V181H158ZM157 182V183H158ZM212 181H210L211 183ZM255 181H253L254 183ZM105 183V182H104ZM209 183V182H208ZM207 183V184H208ZM252 183V182H251ZM46 184V183H45ZM63 184V183H62ZM66 184V183H65ZM64 184V186H65ZM82 184V183H81ZM153 184V183H152ZM199 184V183H198ZM197 184V185H198ZM204 184V183H203ZM245 184V183H244ZM258 184V183H257ZM262 184V182H261ZM79 185V184H78ZM141 185V184H139ZM209 185V184H208ZM211 185V184H210ZM253 184H250V186ZM260 185V184H259ZM258 185V186H259ZM59 186V185H58ZM63 186V187H64ZM156 186V185H155ZM193 186V185H192ZM206 186V184H205ZM204 186V187H205ZM219 186V185H218ZM107 186L106 187V183L104 186H96L93 185V190L94 193L97 194V197L95 198L96 203L92 202V204H90V212H92L91 214H94V211L97 210L98 208H103L104 213L100 214L98 217L100 218V228L102 233L98 236V251L102 252L104 249V246H106L107 248V252H109L111 254V250H116V248L114 249L110 244H106V239H105V231L108 230V228H113L115 233L114 234H122L121 232L125 230L128 231L129 230H134L136 231V225H137V221L136 223L133 222V219L130 220L132 217L129 216V212L126 213L127 209L124 207H119L120 205H118L117 207V201H113L111 199H113V197L110 195V188L108 189ZM207 187V186H206ZM209 187V186H208ZM252 187V186H251ZM25 188V187H24ZM46 188V186H45ZM60 188V186L58 187ZM92 188V187H91ZM134 188V189H131ZM202 188V186H201ZM211 188V187H210ZM249 188V187H248ZM48 189V188H47ZM77 189V188H76ZM84 189V188H83ZM113 189V190H114ZM203 189V188H202ZM208 190V188H206ZM251 189V188H250ZM249 189V190H250ZM253 189V187H252ZM251 189V191H252ZM60 190V189H59ZM160 188L155 187V189H152V192H160ZM248 190V191H249ZM63 191V190H62ZM76 191V190H75ZM80 191V190H79ZM85 191V190H84ZM136 191V190H135ZM223 192V190H221ZM227 192V190H224ZM92 192V191H91ZM79 193V192H78ZM136 193V192H135ZM229 193V192H228ZM231 193V191H230ZM251 193V192H250ZM253 193V191H252ZM138 194V193H137ZM157 194V192H156ZM206 192L204 190L203 193H200V197L202 198V200L204 199L206 201ZM59 195V194H58ZM61 195V193H60ZM76 195V193H75ZM85 195V194H84ZM88 195V194H87ZM119 195V194H118ZM122 195V194H120ZM119 195V196H120ZM252 195V194H251ZM86 196V195H85ZM83 196V197H85ZM210 196H212L210 194ZM226 196V197H225ZM231 194H229L228 197H230ZM77 197V195H76ZM88 197V196H87ZM227 197V193H225L224 195L220 194L218 195V197H216L217 201L220 202L221 200H223V198L228 199ZM73 198V197H71ZM80 198V197H78ZM141 198H143L141 196ZM214 198V196H213ZM1 199V198H0ZM16 199V198H15ZM82 199V198H81ZM208 199V198H207ZM71 200V199H69ZM75 200V199H74ZM5 201V199H4ZM19 201V200H18ZM80 201V200H79ZM87 201V199H86ZM148 201V200H147ZM146 201V199H141L139 204H137L138 208H144V210L151 212V205ZM194 201V197H191L189 199H187V203L186 206L189 205H193ZM208 201V200H207ZM239 201V200H238ZM237 201V205H239L241 201L238 202ZM261 201V200H260ZM34 202V201H33ZM75 202V201H74ZM88 202V201H87ZM5 203V202H4ZM3 202H1L0 200V264H27L25 263V260L29 257L33 258L34 256H37L41 253L42 249L44 248V253H45V244L43 241V238H35L36 236H34V239H32L31 241H33L32 243H35V247L36 249L32 248V250L29 248H26V250H24L25 248L22 247V245H19L21 243V241L19 242V240H22L23 238H29L31 236H29L31 233H29V228L28 226L26 227V223L23 224V222H21V218H15L14 216H10L8 214H5L6 212V206H8L7 204L4 205ZM30 203V202H29ZM86 203V202H85ZM102 203H104L102 205ZM114 203V204H113ZM243 203V202H242ZM260 203V202H259ZM263 203V202H261ZM25 204V203H24ZM34 204V203H33ZM153 204V203H152ZM156 204V202H155ZM174 204V203H173ZM216 204V203H215ZM75 205V203H74ZM236 205V204H235ZM242 205V204H241ZM241 205L237 206V208H235L237 210L236 214H241L243 213L244 210H246L245 208L241 209L242 207H240ZM123 206V205H122ZM178 206V205H177ZM36 207V209H38ZM76 207V206H75ZM157 207V206H156ZM221 207V206H220ZM243 211L240 212L239 208ZM12 208V207H11ZM14 208V207H13ZM19 208V207H18ZM21 208V207H20ZM19 208V209H20ZM23 208V207H22ZM25 208V207H24ZM23 208V210H24ZM77 208V207H76ZM97 208V209H96ZM189 208V207H188ZM198 208V207H196ZM218 208V207H216ZM10 209V208H9ZM137 209V207L135 208V210ZM192 209V208H191ZM201 208L199 207V209L195 212L191 211L188 215V217L191 219V217H194L195 219L199 220V222H201L202 220H206L208 218L209 214L208 211H204V209L200 210ZM212 209V208H211ZM22 210V212H24ZM27 210V209H25ZM41 210V209H38ZM72 210V209H71ZM94 210V211H93ZM126 210V211H125ZM129 210V209H128ZM139 210V209H138ZM158 210V209H157ZM206 210V209H205ZM20 211V210H19ZM32 211V210H31ZM110 211H117L118 213H123L125 216V219L121 222H115L113 218H111L112 216H110L109 212ZM189 211V210H188ZM8 212V211H7ZM76 212H78V210H76ZM89 212V211H88ZM97 212V211H96ZM208 212V213H207ZM217 212V209H216ZM26 213V212H25ZM44 213V211H43ZM152 213V212H151ZM218 213V212H217ZM216 213V215H217ZM258 213V210H257ZM256 213V211H252V215L256 214L258 216V214ZM28 216V213H26ZM77 214V213H76ZM8 215V216H7ZM14 215V214H13ZM31 215V214H30ZM29 215V216H30ZM59 215V216H58ZM152 215V214H151ZM154 215V214H153ZM152 215V216H153ZM157 215V214H156ZM155 215V216H156ZM185 215V214H184ZM35 216V215H34ZM48 216V215H47ZM78 216V215H76ZM129 216V217H128ZM135 216V214H134ZM213 216V215H211ZM21 217H25L24 214ZM158 217V216H157ZM178 217V216H177ZM186 217V216H185ZM187 217V218H188ZM235 217V216H234ZM50 218L49 221H52ZM83 218V217H82ZM98 218V219H99ZM148 218V217H147ZM146 218V219H147ZM154 218V217H153ZM217 218V216H216ZM25 219V218H24ZM23 219V221H24ZM39 219V218H38ZM61 219V221H62ZM84 219V218H83ZM88 219L90 221L94 220L93 216H89ZM97 219V218H96ZM181 219V218H180ZM179 219V220H180ZM211 219V218H210ZM40 220V219H39ZM86 220V219H84ZM87 220V221H89ZM142 220V219H141ZM148 220V219H147ZM175 220V219H174ZM209 220V218H208ZM233 220H236L234 218L232 219H228V217L224 216H220L218 215V219L215 220L214 224L211 225L210 228H212V230L218 231V232H223L224 236L223 239L221 238V241L224 243H231L234 245H239L241 246V248H243L244 250H248L250 252H255V243L253 241L250 240H246L242 239L240 233V235H237V233L235 232V228L233 227ZM263 220V219H262ZM29 221V220H28ZM37 221V220H36ZM60 221V222H61ZM82 219L80 218H76L74 220H71L68 223V226L66 228V232L67 233H71L72 231L76 233L75 229L76 228H80L81 223H82ZM96 221V220H95ZM144 221V220H143ZM196 221V220H195ZM35 222V221H34ZM38 222V221H37ZM84 222V221H83ZM140 222V221H138ZM176 222V221H174ZM194 222V221H193ZM211 222V221H210ZM238 222V221H237ZM244 222V221H242ZM259 222V221H258ZM30 223V222H29ZM55 224V221L52 222ZM51 223V224H52ZM59 221H57L56 224H58ZM91 223V222H90ZM97 223V222H96ZM145 223V222H144ZM212 224V223H211ZM239 224V223H238ZM241 224V222H240ZM243 224V223H242ZM40 225V224H39ZM188 225V224H187ZM205 225V224H204ZM37 226V225H32ZM55 226V225H54ZM63 226V225H62ZM83 226V225H82ZM95 226V225H94ZM138 226V225H137ZM243 226V225H241ZM59 227V226H58ZM139 227V226H138ZM151 227V226H150ZM192 227V226H190ZM208 227V226H207ZM37 228V227H36ZM42 228V227H41ZM34 229V228H33ZM93 229V228H92ZM96 229V228H95ZM156 229V228H155ZM161 229V228H160ZM184 230L183 226H179L178 230ZM186 229V228H185ZM237 229V228H236ZM32 230V229H31ZM64 230V229H63ZM79 230V229H78ZM85 230V229H84ZM243 230V229H242ZM35 231V229H34ZM33 231V232H34ZM40 231V230H39ZM88 231V230H87ZM94 231V230H93ZM145 231V230H144ZM185 231H188L185 230ZM210 231V230H209ZM32 232V231H31ZM45 232V231H43ZM72 232V233H73ZM78 232V231H77ZM95 232V231H94ZM143 232V231H142ZM153 232V230H152ZM155 232V231H154ZM158 232V231H156ZM159 232H162L161 230ZM164 232V231H163ZM213 232V231H212ZM240 232V231H239ZM37 233V232H36ZM35 233V234H36ZM49 233V232H48ZM52 233V232H51ZM71 233V234H72ZM73 233V234H75ZM109 233V232H108ZM138 235L136 234V236L134 237V239L132 241H134L137 245H138V249L128 255H125L123 253H125L124 250H122L121 253L119 252H113L112 255L110 256H116L117 262L120 259V257H124V263L122 262V264H144L142 258H144L143 255V247H142V243H144V240L147 242L148 246L150 248H156L159 245V241L157 242L153 237L150 236H140L139 232H137ZM149 233V232H148ZM185 233V232H183ZM46 234V233H45ZM66 234V233H65ZM90 233H85L84 234V238L85 240H87V237H90L89 235ZM207 234V233H205ZM34 235V234H33ZM44 235V234H43ZM64 235V234H63ZM66 236V235H65ZM79 236V235H78ZM218 236V235H216ZM38 237V236H37ZM41 237V236H40ZM51 237V236H50ZM53 237V236H52ZM71 237V236H70ZM77 237V234H76ZM76 237L74 239H76ZM115 237V236H114ZM112 236V238H114ZM120 237V236H119ZM66 238H68L66 236ZM72 238V237H71ZM185 238V237H184ZM48 239V238H47ZM50 239V238H49ZM187 239V238H186ZM69 240V239H68ZM84 240V239H83ZM113 240V239H112ZM118 240V239H117ZM124 240V239H123ZM127 240V239H126ZM125 240V241H126ZM129 240V239H128ZM127 240V242H128ZM255 240V239H254ZM67 241V239H66ZM89 241V240H88ZM115 241V239H114ZM184 241V240H183ZM257 241V240H256ZM4 242L8 243V245L10 244V246H13L12 248L9 249V246H5V248L2 249V246L4 244ZM10 242H15L14 244L11 245ZM26 242V241H25ZM126 242V243H127ZM167 242V241H166ZM259 242V241H258ZM256 242V243H258ZM262 242V241H261ZM30 243V242H29ZM31 243V244H32ZM74 244L75 246L79 243L82 244V240L81 237L79 236V238H77L74 242L71 241V243L69 244ZM87 243V242H86ZM133 243V242H132ZM170 243V242H169ZM168 243V244H169ZM188 243V242H187ZM22 244V243H21ZM49 244V243H48ZM85 244V243H84ZM83 244V245H84ZM89 244V243H88ZM166 244V243H165ZM189 244V243H188ZM193 250H190L191 252H189L188 254L184 255L182 257V263L181 264H190V260H191V255H195L197 256V249H198V242H193ZM44 245V246H43ZM63 245V244H62ZM145 245V244H144ZM162 245V244H161ZM260 245V244H257ZM67 246V245H66ZM94 246V245H93ZM172 246V243H171ZM201 246V245H200ZM8 247V249H7ZM69 247V246H67ZM72 247V246H71ZM86 247V246H85ZM116 247V246H115ZM145 247V246H144ZM177 247V246H176ZM260 247V246H259ZM24 248V249H23ZM63 248V247H62ZM59 247V249H61V253H63V249ZM73 248V247H72ZM95 248V247H93ZM97 248V245H96ZM95 248V249H96ZM124 248V247H123ZM258 248V247H256ZM6 249V250H4ZM67 249V248H66ZM70 249V247H69ZM68 249V250H69ZM86 249V248H85ZM89 249V248H88ZM94 249V251H95ZM122 249V248H120ZM146 249H148L146 247ZM227 249V248H226ZM96 250V251H97ZM106 250V249H104ZM168 250V249H167ZM229 250V249H227ZM65 251V249H64ZM67 251V250H66ZM65 251V252H66ZM74 251V250H73ZM89 251V250H88ZM91 251V250H90ZM97 251V252H98ZM118 251V250H117ZM121 251V250H120ZM130 251V250H129ZM171 251V250H169ZM226 251V250H225ZM233 251V250H232ZM247 251V252H248ZM257 251V250H256ZM43 252V251H42ZM76 252V251H75ZM104 252V251H103ZM102 252V253H103ZM199 252V251H198ZM208 252V251H207ZM228 252V251H227ZM243 252V251H242ZM261 252V251H260ZM56 253V252H55ZM58 253V252H57ZM68 252H66L67 254ZM119 253V254H117ZM203 253V252H201ZM235 253V252H234ZM233 253V257H236L238 255H234ZM241 253V252H240ZM59 254V253H58ZM65 254V255H66ZM68 254L71 255V253L69 252ZM77 254V253H76ZM82 254V253H81ZM98 254V253H97ZM209 254V252H208ZM238 254V252L236 253ZM258 254V253H257ZM256 254V255H257ZM34 255V256H33ZM70 255H66L67 259H70L69 256ZM103 255V254H102ZM109 255H105L106 258L108 260H105L108 264L109 262H111V257H109ZM155 256V254H153ZM165 255V254H164ZM173 255V254H172ZM202 255V254H201ZM204 255V253H203ZM205 255H207L205 253ZM245 255V254H244ZM260 255V254H259ZM264 255V254H263ZM33 256V257H32ZM73 256V255H72ZM72 256H70L72 258ZM75 256V255H74ZM80 256V255H79ZM99 256V255H97ZM200 256V254H199ZM208 256V255H207ZM206 256V257H207ZM224 258L227 259L226 257H231L232 253L229 252V254H227V256L225 254H223ZM226 256V257H225ZM254 256V255H253ZM253 256L251 257V259H253ZM49 258H51L50 256H48ZM85 257V256H84ZM100 257V256H99ZM102 256V260H103ZM166 257V256H165ZM176 257V256H175ZM202 257V256H201ZM238 257H242V256H238ZM237 257V258H238ZM244 257V256H243ZM250 257V256H249ZM40 258H42L40 256ZM75 258V257H74ZM79 258V257H78ZM89 258V257H88ZM94 258V257H91ZM98 258V257H97ZM105 258V257H104ZM149 258V257H148ZM215 258V257H214ZM255 261H259L260 257H254ZM101 259V258H99ZM121 259V260H122ZM202 259H204V257H202ZM249 259V258H248ZM264 259V258H263ZM262 259V260H263ZM22 260V261H20ZM39 260V259H38ZM45 260V259H44ZM53 260V259H52ZM51 260V261H52ZM72 260V259H71ZM70 261V264H72L73 262ZM92 260V259H91ZM90 260V263L92 262ZM101 260V262H102ZM120 260V261H121ZM122 260V261H123ZM176 260V259H174ZM215 260V259H214ZM238 260V259H237ZM254 260V259H253ZM40 261V260H39ZM50 263H53L54 261H52ZM75 261H78V259L76 258ZM85 261V260H84ZM89 261V259H88ZM104 261V262H105ZM151 261V260H150ZM153 261V260H152ZM209 261V259H208ZM222 261V260H221ZM234 261V260H233ZM42 262V260H41ZM41 262H36L34 264H42ZM94 262V261H93ZM220 262V261H219ZM218 262V264H219ZM228 262V261H227ZM241 262V261H240ZM263 262V261H262ZM261 262V264H263ZM76 263V262H75ZM89 263V262H86ZM115 263V262H113ZM177 263V262H175ZM202 264V263H206L204 262H199L198 264ZM224 263V262H223ZM222 263V264H223ZM226 263V262H225ZM244 263V262H242ZM44 264V263H43ZM57 264V263H56ZM74 264V263H73ZM84 264V262H83ZM103 264V263H102ZM116 264V263H115ZM118 264V263H117ZM121 264V263H120ZM235 264H241V263H235Z\"/></svg>",
    "mask_w": 264,
    "mask_h": 264
}]
</instances>
